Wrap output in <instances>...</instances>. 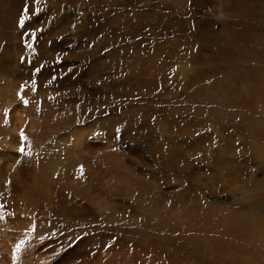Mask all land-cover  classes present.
Segmentation results:
<instances>
[{
	"label": "rangeland",
	"instance_id": "rangeland-1",
	"mask_svg": "<svg viewBox=\"0 0 264 264\" xmlns=\"http://www.w3.org/2000/svg\"><path fill=\"white\" fill-rule=\"evenodd\" d=\"M0 264H264V0H0Z\"/></svg>",
	"mask_w": 264,
	"mask_h": 264
},
{
	"label": "snow or ice",
	"instance_id": "snow-or-ice-1",
	"mask_svg": "<svg viewBox=\"0 0 264 264\" xmlns=\"http://www.w3.org/2000/svg\"><path fill=\"white\" fill-rule=\"evenodd\" d=\"M23 23H24V19H21V20H20V25L22 26ZM21 139H24L23 135L21 136ZM20 151H21V152L24 151L23 147L20 148ZM20 246H21V245H17V251H19Z\"/></svg>",
	"mask_w": 264,
	"mask_h": 264
},
{
	"label": "bare ground",
	"instance_id": "bare-ground-1",
	"mask_svg": "<svg viewBox=\"0 0 264 264\" xmlns=\"http://www.w3.org/2000/svg\"><path fill=\"white\" fill-rule=\"evenodd\" d=\"M230 130H231V129H230ZM230 130H229V131H230ZM229 131H228V132H229ZM230 132H231V131H230ZM237 137H238V136H237ZM239 137H240V136H239ZM208 138H209V137H208ZM232 142H233V141H232ZM218 143H219V142H218ZM227 144H229V143H227ZM236 144H237V143H236ZM229 145H230V144H229ZM233 145H234V143H233ZM231 146H232V144H231ZM229 149H230V148H229ZM229 149H228V150H229ZM235 149H236V148H235ZM228 150H227V151H228ZM231 151H232V150H231ZM232 152H233V151H232ZM220 153H221V152H220ZM226 153H227V152H226ZM228 153H229V152H228ZM240 153H241V152H240ZM230 155H232V154H230ZM239 155H240V154H239ZM239 155H238V153H237L236 156H239ZM224 157H225V155H224ZM229 157H230V156H229ZM231 157H232V156H231ZM233 157H234V156H233ZM219 158H220V157H219ZM236 159H237V158H236ZM222 173H223V172H222ZM223 174H224V173H223ZM229 176H230V175H229Z\"/></svg>",
	"mask_w": 264,
	"mask_h": 264
}]
</instances>
